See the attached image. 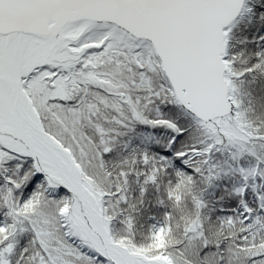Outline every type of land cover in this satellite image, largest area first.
<instances>
[{"label":"snow or ice","instance_id":"6c2138e0","mask_svg":"<svg viewBox=\"0 0 264 264\" xmlns=\"http://www.w3.org/2000/svg\"><path fill=\"white\" fill-rule=\"evenodd\" d=\"M0 264H264V0H0Z\"/></svg>","mask_w":264,"mask_h":264}]
</instances>
